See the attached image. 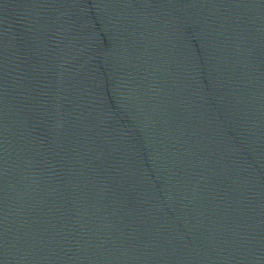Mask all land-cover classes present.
<instances>
[{"label":"water","instance_id":"1","mask_svg":"<svg viewBox=\"0 0 264 264\" xmlns=\"http://www.w3.org/2000/svg\"><path fill=\"white\" fill-rule=\"evenodd\" d=\"M0 264H264V0H0Z\"/></svg>","mask_w":264,"mask_h":264}]
</instances>
